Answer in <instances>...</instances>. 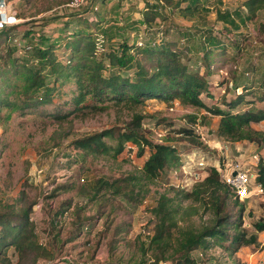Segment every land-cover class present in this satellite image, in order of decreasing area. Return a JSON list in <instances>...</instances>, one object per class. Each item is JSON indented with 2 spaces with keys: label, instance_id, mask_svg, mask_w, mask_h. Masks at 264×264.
<instances>
[{
  "label": "rangeland",
  "instance_id": "1",
  "mask_svg": "<svg viewBox=\"0 0 264 264\" xmlns=\"http://www.w3.org/2000/svg\"><path fill=\"white\" fill-rule=\"evenodd\" d=\"M72 1L12 0L19 22L23 25L20 30H34L31 38H24L20 34L19 40L14 41L20 45L19 51L14 49L12 57L16 56L23 64L24 58L31 60L36 57L32 51L26 52L25 43L37 44L35 46L39 47L40 39L46 40L49 45L55 39L60 40L58 44L62 46L56 47L54 53L65 61L69 53L64 44L70 40L63 34L89 26L82 17L72 18L78 12L79 15L85 12V17L96 18L87 11L89 6L95 8V13L101 12L100 18H103L105 10L113 13L104 26L112 31L107 34L114 39L105 38V46L101 47L99 53L102 48L108 51L124 40L158 43L166 38L177 40L184 30L195 34L198 30H212L225 43L237 40L241 44L242 54L236 61L212 64L213 74L208 78L218 98L213 99V102L207 100L206 95H202L203 98L209 104H221L222 96L230 98L235 90L241 92L236 89V85L244 83L249 88L246 99L264 108V101L258 98L264 93V9L257 17L250 19L248 9L243 6L245 0H199L195 15L186 16L179 7L192 4V0H174L173 9L168 11L166 5L159 4L160 17L144 25L148 16L145 0H107L104 4L101 0H86L80 8L64 7ZM91 2L92 5H89ZM166 14L169 18H164ZM124 25L128 29L122 33L120 28ZM168 28L169 34L166 35ZM177 28L183 30L173 32ZM195 39L197 43L201 40L198 37ZM9 46L15 48L11 43ZM6 48L7 42L1 40L2 54L7 52ZM195 54L192 53L193 68L201 64L200 57ZM29 63L31 67H36L34 63ZM201 70L204 71L203 64ZM59 71L62 75L66 74V70ZM247 71L251 79H247ZM224 80L227 81L225 86H218L217 82L222 83ZM230 82H233L232 87ZM49 83L55 87L50 102L28 108L23 113L18 109L2 111L0 213L14 211L20 214L24 209H29L33 225L31 231L36 242L51 253V256L41 257L33 263L32 255L28 254L20 260L11 248L8 255L12 264H155L159 253L144 243V231H154L157 219L153 208L160 195L167 194L173 198V204L179 206L176 215L178 226L173 229L175 241L182 228L193 226L200 229L213 222L209 206L201 201L185 200L179 193V190L191 191L192 187L182 189L190 172L205 171L203 174L206 177L213 166L227 168L237 161H249L251 165L253 154H258L260 160L264 159V145H252L247 141L239 146L220 137L217 132L219 117L208 114L205 109L185 106L178 100L173 106L158 100L126 106L112 100H96L92 94L86 95L84 101L77 104L80 90L75 80L67 81L62 76L55 78V75H50ZM251 90L256 91L258 96L250 94ZM247 107L249 105L242 104L239 108ZM136 114L144 116L142 127L146 136L155 143L176 146L181 151L183 163L165 168L153 182H121L122 190L118 193L112 188H102L94 197L95 187L100 180L111 183L129 178L130 175H140L150 149L147 148L146 153L140 156L137 147L128 143L125 151L117 157L83 151L75 155V141L111 127L124 129ZM195 119L194 128L200 134L201 146L180 132L191 127ZM253 126L264 131V121ZM225 141L230 142L232 148L228 158L220 150V145ZM193 150H199L200 156L206 157L208 167L205 170L196 169L185 157L186 153H192ZM259 163L253 166L255 175L258 174ZM82 177L86 178V182L81 181ZM119 183L116 182L117 185ZM258 184L256 178L251 185L250 197L238 203L233 198L228 209L235 217L242 214L241 231L245 230L247 238L257 234V242L245 245L236 252L226 251L224 247L202 250L203 257L193 251L191 257L200 264H264V232H258L254 227L255 222L264 219V192L259 193ZM48 187L52 189L45 196ZM81 223L88 224L90 229L86 231ZM179 255L175 248L170 247L166 259L159 264H177Z\"/></svg>",
  "mask_w": 264,
  "mask_h": 264
},
{
  "label": "trees",
  "instance_id": "2",
  "mask_svg": "<svg viewBox=\"0 0 264 264\" xmlns=\"http://www.w3.org/2000/svg\"><path fill=\"white\" fill-rule=\"evenodd\" d=\"M106 1L101 0L102 4ZM145 2L148 16L143 22L144 25L160 17L159 4L166 7L174 4V0H145ZM191 3L186 7H176H179L183 15L192 16L195 15L200 4L199 0H192ZM243 6L248 9L252 19L264 9V0H245ZM87 11L96 18L85 17V12L80 15L78 12L72 18L86 19L89 23L88 27L63 34L70 40L64 44L67 54L69 53V58L65 61L54 53L56 47L62 46L58 44L60 40L54 39L53 44L49 45L46 44V40L40 39L42 41L39 47L35 46L37 44L25 43L26 52L32 51L36 57L31 60L24 58L22 64L16 56L12 57V52L14 49L19 51L20 45L14 41L19 40L20 34L24 38L32 37L34 30L32 28L20 30L23 27L22 23L0 30V41L7 42V52L2 54L0 51V122L4 118L3 109H18L23 113L28 108H36L50 102L55 87L51 86L49 80L50 75H55V78L62 76L67 81L77 82V88L80 90L77 104L82 103L88 94H92L96 100H112L126 106L140 105L151 100L173 106L178 100L185 106L205 109L208 114L220 117L217 128L220 137L232 142L248 141L258 146L264 145V131L253 126L264 121V108L256 106L253 100L246 99L249 95L247 84L238 83L236 89L243 86L242 91L236 92L235 96L230 98L222 96L221 104L215 102L208 105L202 98L205 94L215 99L208 79L212 74V62L236 61L242 53L241 44L237 40L225 43L212 30H198L197 34L184 30L177 40L166 38L158 43L144 42L141 45L131 40H124L108 51L102 48V52L99 53L101 47L105 46L106 39H114L107 34L112 31L104 26L113 13H107L105 10L103 18H100L101 12L95 13L94 7H88ZM164 18L169 16L166 14ZM127 29L128 26L124 25L120 28V32L125 33ZM180 30L183 29L177 28L173 32L179 33ZM165 34H169V28ZM198 35L208 44L201 40L197 43L195 38ZM9 43L15 48H11ZM194 52L202 60L205 72H201L199 67L193 68L191 62ZM29 62L34 63L36 67H31ZM46 69L47 74L44 73ZM59 69L66 70V74L62 75ZM250 94L258 96L254 90H251ZM258 98L264 101V93ZM242 104H247L249 107L239 108ZM143 120L142 114H136L133 121L124 129L111 127L75 141L74 148L81 149L84 153H105L113 157L123 153L128 143L137 147L140 156L146 153L147 148L150 149V155L144 162L140 175H130L129 178L116 180L117 183L120 182L118 185L116 182L100 180L97 188L95 187L94 197L102 188H112L118 193L122 190L121 182L134 181V184L153 182L165 168L177 167L183 163L181 151L176 146L155 143L146 136L142 127ZM195 120L191 127L184 128L180 132L189 137L194 144L201 146L200 134L194 128L197 119ZM257 181L264 188L263 158L258 166ZM179 193L185 200H197L209 206V210L213 213V222L200 229L193 226L182 228L174 241L173 229L178 226L176 215L179 206L174 205L173 198L167 194L160 195L153 208L157 223L147 243L149 248L157 249L159 253V256L156 255L155 264L166 259L170 247L175 248L176 253L180 254L177 264H200L191 257L193 251L202 252V250L224 247L226 251L236 252L245 245L257 242V234L247 238L245 230L241 231L242 214L235 217L229 212L233 198L237 203L240 199L233 188L222 180L216 167H212L208 176L202 181L195 183L190 192L179 190ZM32 226L29 209H24L20 214L14 211L0 213V264H12L8 255L11 248L20 260L28 254L32 255L33 263L41 257L51 256L47 248L37 244L31 231ZM254 227L258 232H264V219L255 222ZM144 243L146 244L145 241Z\"/></svg>",
  "mask_w": 264,
  "mask_h": 264
},
{
  "label": "built area",
  "instance_id": "3",
  "mask_svg": "<svg viewBox=\"0 0 264 264\" xmlns=\"http://www.w3.org/2000/svg\"><path fill=\"white\" fill-rule=\"evenodd\" d=\"M86 0H73L72 2L66 4L64 7L66 8H80L85 4ZM13 3L10 0H0V30H3L7 27H11L14 25H17L21 22H19V17H18V12L15 8L14 5H12ZM92 5V2L89 4ZM91 6H89L90 8ZM138 44H144L143 41L141 42H137ZM230 86L232 87V83H230ZM220 150L223 153V155L228 158L230 153L232 152V148H231V143L225 141L223 143V145H220ZM239 149V148H238ZM199 151V150H198ZM196 150H193L192 153L188 152L185 154V157L188 159V161L192 164H194V166L196 167V169L198 170H205V168H207L208 166V162L206 161V157L200 156V151L198 152ZM74 154L77 155V153H81L82 150L75 148L74 149ZM242 157L244 155H241ZM252 160L253 163L250 165L247 161H237L235 162L233 165H231L230 167L227 168H219L216 167L221 175V178L224 182H226L228 185H230L233 190L235 191L237 197L240 200H245L247 198L250 197L251 194V185L252 182L257 178V175H255L253 166H257L259 161H260V157L258 154H253L252 155ZM246 163V164H245ZM203 173H206L205 171L200 173L197 170L195 172H190L189 175L187 176L189 177L186 181V185H183V188H187V187H192L195 183L202 181L205 178V175ZM82 182H86V178L82 177L81 178ZM50 187L45 189L44 195L47 196L50 194L51 192ZM258 191L259 193L264 192V188L258 184ZM85 230H89L90 227L88 224L84 225ZM146 230L144 231V235L146 238H144L145 242L148 243V241L150 240L151 236L153 235L152 230H147V234L145 233ZM264 244V240L262 242ZM196 252L199 253V256L203 257V253L196 250ZM162 264H168V262H163Z\"/></svg>",
  "mask_w": 264,
  "mask_h": 264
},
{
  "label": "crops",
  "instance_id": "4",
  "mask_svg": "<svg viewBox=\"0 0 264 264\" xmlns=\"http://www.w3.org/2000/svg\"><path fill=\"white\" fill-rule=\"evenodd\" d=\"M171 8L173 9V7L172 6H170V7H167V11H168V9H170L171 10ZM180 29H183V28H180ZM214 33V32H213ZM215 34V33H214ZM216 35H218V34H216ZM218 36H220V35H218ZM200 38L201 39V41H202V39L205 41V39L203 38V37H201L200 35H198V36H196V38ZM221 38V37H220ZM222 40V39H221ZM203 42V41H202ZM224 42V41H223ZM205 44L207 45L208 43H206V41H205ZM195 53V52H194ZM197 54V53H196ZM242 54V53H241ZM240 57H241V55H240ZM202 61V60H201ZM201 61H200V63H201ZM214 63H220V64H225V63H223V62H212V64H214ZM197 67H199L200 68V70H201V68H202V63L200 64V66L199 65H197ZM211 69H212V65H211ZM201 72H202V70H201ZM203 72H205V67H204V71ZM212 74H213V71H212ZM245 75L246 76H248V78L247 79H251L252 77H251V75H250V72L249 71H247V72H245ZM209 79V78H208ZM225 82L221 85L220 83H218L217 82V84H218V86H221V87H223V86H225V84L227 83V81L226 80H224ZM211 82V81H210ZM230 83H232V85H233V82H230ZM242 84H244V83H242ZM211 86V85H210ZM242 87L243 86H241V87H239V88H237V90L238 89H240L241 91H242ZM211 89V92L215 95V93H214V88L213 87H211L210 88ZM226 90H227V88H226ZM226 90L224 91L225 93H226ZM235 94H236V90H235V93L232 95V96H235ZM205 95V94H204ZM231 96V97H232ZM207 97V96H206ZM202 98H203V96H202ZM215 98H218V97H215ZM203 100L208 104V105H211L212 103H208V101L207 100H212V102H213V99H211V98H209V97H207V100H205L204 98H203ZM244 109V108H243ZM219 120H220V117H219ZM219 123V122H218ZM217 128H218V125H217ZM247 141H237V142H235V144H238L239 146H241V144H243L244 145V143H246ZM250 144H252V145H255L254 143H251L250 142Z\"/></svg>",
  "mask_w": 264,
  "mask_h": 264
}]
</instances>
